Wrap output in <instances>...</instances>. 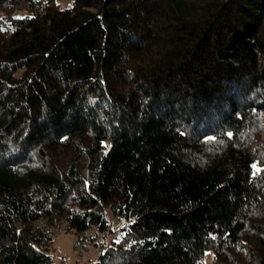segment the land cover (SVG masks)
I'll use <instances>...</instances> for the list:
<instances>
[{
    "label": "trees",
    "instance_id": "16d2710c",
    "mask_svg": "<svg viewBox=\"0 0 264 264\" xmlns=\"http://www.w3.org/2000/svg\"><path fill=\"white\" fill-rule=\"evenodd\" d=\"M263 113L264 0H0V264H264Z\"/></svg>",
    "mask_w": 264,
    "mask_h": 264
},
{
    "label": "rangeland",
    "instance_id": "374dc122",
    "mask_svg": "<svg viewBox=\"0 0 264 264\" xmlns=\"http://www.w3.org/2000/svg\"><path fill=\"white\" fill-rule=\"evenodd\" d=\"M264 119V113L262 115ZM264 138V132L262 134ZM109 223V232L97 235L94 229L90 230L85 239L87 242L76 244L78 237L73 234L64 233L62 230H55V235L51 245L50 255L54 264H88L94 262L98 257L102 246H107L117 234V231L125 224L106 214ZM93 237L92 241H89ZM201 264H211V253L207 252Z\"/></svg>",
    "mask_w": 264,
    "mask_h": 264
}]
</instances>
